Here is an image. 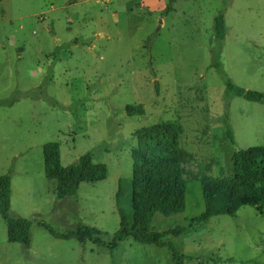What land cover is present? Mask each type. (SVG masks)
Here are the masks:
<instances>
[{
    "label": "rangeland",
    "instance_id": "rangeland-1",
    "mask_svg": "<svg viewBox=\"0 0 264 264\" xmlns=\"http://www.w3.org/2000/svg\"><path fill=\"white\" fill-rule=\"evenodd\" d=\"M167 4L0 0V175L11 177V216L31 222L26 249L7 242L0 218V264H174L166 247L128 239L113 256L107 248L120 222L119 182V206L131 210L134 131L179 122L182 147L217 177L232 174L235 152L264 145V103L236 96L225 102L212 66L213 17L224 9L222 69L236 85L264 94V0H176L165 12ZM127 106L144 115L128 116ZM50 142L59 143L62 166L90 153L106 165L107 178L58 199L55 182L44 176L42 149ZM203 210L199 183L189 182L185 211L155 214L150 229L186 227L163 238L186 264H264V214L243 207L233 218L192 224ZM43 225L58 234L96 227L103 245L57 239Z\"/></svg>",
    "mask_w": 264,
    "mask_h": 264
},
{
    "label": "trees",
    "instance_id": "trees-1",
    "mask_svg": "<svg viewBox=\"0 0 264 264\" xmlns=\"http://www.w3.org/2000/svg\"><path fill=\"white\" fill-rule=\"evenodd\" d=\"M175 1L168 0L165 12L171 10ZM212 29L215 41L212 66L223 80L225 102L230 96H236L248 102L264 103L263 93L236 85L222 69L220 55L226 35L224 9L213 17ZM60 50L57 48V51ZM126 111L128 116H143L145 112L142 107L134 106H127ZM223 119L226 133L234 143L227 107ZM182 134L183 127L175 120H160L134 131L132 137L136 140V147L131 151V210L125 211L119 206L123 197V188L119 182L115 200L120 222L107 246L111 256L119 243L132 239L144 245L166 247L171 251L174 264H186L189 258L179 254L171 242L163 240L166 235L184 234L186 227L177 226L168 231L154 232L150 224L157 213L171 216L185 211L189 182L199 183L204 204L203 212L192 219V224L201 225L215 216L233 218L243 207L252 208L261 216L264 214V145L235 152L232 156V174L217 177L211 175L208 164H198L194 155L182 147ZM42 154L44 176L55 182V195L58 199L75 197L83 183L100 182L107 178L106 165L94 163L90 153L83 154L75 163L66 167L61 164L59 143H46ZM194 165L198 166L196 172L191 170ZM10 207L11 177L5 173L0 175V218L6 225L7 242L19 243L29 249L31 222L11 216ZM43 227L57 239L76 240L81 245L87 242L103 245V232L96 227L78 225L67 234L55 233L46 225Z\"/></svg>",
    "mask_w": 264,
    "mask_h": 264
}]
</instances>
